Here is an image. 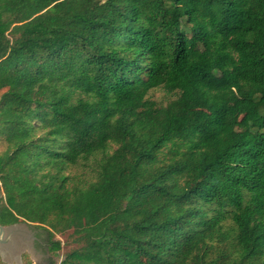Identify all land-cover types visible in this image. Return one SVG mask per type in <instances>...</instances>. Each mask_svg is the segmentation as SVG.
Wrapping results in <instances>:
<instances>
[{
    "label": "trees",
    "instance_id": "trees-1",
    "mask_svg": "<svg viewBox=\"0 0 264 264\" xmlns=\"http://www.w3.org/2000/svg\"><path fill=\"white\" fill-rule=\"evenodd\" d=\"M0 145L59 264H264V0H0Z\"/></svg>",
    "mask_w": 264,
    "mask_h": 264
},
{
    "label": "rangeland",
    "instance_id": "rangeland-1",
    "mask_svg": "<svg viewBox=\"0 0 264 264\" xmlns=\"http://www.w3.org/2000/svg\"><path fill=\"white\" fill-rule=\"evenodd\" d=\"M151 98L161 104L167 101V97L160 90L151 93ZM69 234L70 232L56 235L55 239L64 244ZM44 238L41 230L25 223L5 228L0 234V254H3V260L0 258L5 264H59L63 256L76 247L65 244L57 254H53L42 241Z\"/></svg>",
    "mask_w": 264,
    "mask_h": 264
},
{
    "label": "water",
    "instance_id": "water-1",
    "mask_svg": "<svg viewBox=\"0 0 264 264\" xmlns=\"http://www.w3.org/2000/svg\"><path fill=\"white\" fill-rule=\"evenodd\" d=\"M16 225H18V224H15V225H12V226H8V227H2V226H0V234L3 232V230H4L5 228L14 227V226H16Z\"/></svg>",
    "mask_w": 264,
    "mask_h": 264
},
{
    "label": "crops",
    "instance_id": "crops-1",
    "mask_svg": "<svg viewBox=\"0 0 264 264\" xmlns=\"http://www.w3.org/2000/svg\"><path fill=\"white\" fill-rule=\"evenodd\" d=\"M0 257L2 258V260H3V254H0Z\"/></svg>",
    "mask_w": 264,
    "mask_h": 264
},
{
    "label": "flooded vegetation",
    "instance_id": "flooded-vegetation-1",
    "mask_svg": "<svg viewBox=\"0 0 264 264\" xmlns=\"http://www.w3.org/2000/svg\"><path fill=\"white\" fill-rule=\"evenodd\" d=\"M18 225H20V224H18Z\"/></svg>",
    "mask_w": 264,
    "mask_h": 264
}]
</instances>
